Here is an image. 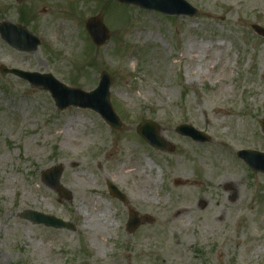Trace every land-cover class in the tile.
Listing matches in <instances>:
<instances>
[{"label": "rangeland", "instance_id": "374dc122", "mask_svg": "<svg viewBox=\"0 0 264 264\" xmlns=\"http://www.w3.org/2000/svg\"><path fill=\"white\" fill-rule=\"evenodd\" d=\"M187 1L193 17L118 0H0V22L41 39L24 52L0 36V66L85 91L107 71L123 124L113 129L91 109L59 111L48 91L0 73V264H264V173L236 154L264 152V37L252 28L264 27V0ZM94 16L110 33L101 47L86 29ZM146 119L169 150L138 134ZM183 123L211 140L179 134ZM149 158L152 177L127 170ZM57 164L71 201L41 179ZM25 209L77 228L34 224L20 217ZM131 210L154 221L130 234Z\"/></svg>", "mask_w": 264, "mask_h": 264}, {"label": "water", "instance_id": "95a60500", "mask_svg": "<svg viewBox=\"0 0 264 264\" xmlns=\"http://www.w3.org/2000/svg\"><path fill=\"white\" fill-rule=\"evenodd\" d=\"M121 3L136 5L143 9L156 10L166 15H188L194 16L197 9L186 0H118ZM86 28L91 36L92 41L97 46H103L110 38V33L106 25L99 17H91L86 24ZM256 33L264 36V27L258 24L253 25ZM0 34L12 47L21 51L37 50L40 40L33 35L27 28L22 25H16L8 21L0 23ZM2 74H14L27 80L32 86L50 92L56 107L63 111L71 106L84 109H92L98 112L106 123L114 128L121 129L123 124L116 114L114 107L110 101V87L112 79L107 72L101 74L99 85L96 89L86 92L80 88L70 87L58 79L51 73H39L23 71L20 69H9L1 66ZM264 133V121L261 126ZM177 132L190 136L196 141L206 142L210 138L207 134L195 129L192 125L182 124L177 127ZM138 133L144 137L152 146L168 150V142L160 136V127L153 120H146L138 126ZM238 157L243 159L248 166L259 172H264V152L244 149L237 153ZM64 171L62 165H55L42 172V181L49 188L57 191L62 198L69 201L72 200V192L64 188L60 182ZM108 187L112 196L126 202V196L112 182H108ZM20 217L31 221L34 224H43L48 227L66 228L75 230L76 226L70 222H66L60 218L48 215L42 212L26 209ZM154 219L150 215L140 216L136 211H131L127 222V230L130 234L134 233L141 225L153 222Z\"/></svg>", "mask_w": 264, "mask_h": 264}, {"label": "bare ground", "instance_id": "6f19581e", "mask_svg": "<svg viewBox=\"0 0 264 264\" xmlns=\"http://www.w3.org/2000/svg\"><path fill=\"white\" fill-rule=\"evenodd\" d=\"M142 162L143 161L140 159V162L134 168L129 167L127 170L136 172L139 169V175L141 179H145V176L152 177L151 171L153 169V164H152L151 158L146 160V162H143V163ZM187 209H190V208L186 206H182L181 208L177 209V212H184ZM90 222H91V219L86 216L85 226L88 227Z\"/></svg>", "mask_w": 264, "mask_h": 264}]
</instances>
